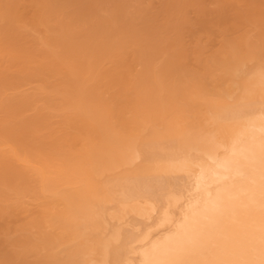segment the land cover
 <instances>
[{
    "label": "bare ground",
    "instance_id": "1",
    "mask_svg": "<svg viewBox=\"0 0 264 264\" xmlns=\"http://www.w3.org/2000/svg\"><path fill=\"white\" fill-rule=\"evenodd\" d=\"M157 1L162 8L160 12L168 16L173 14L176 17L178 14L175 12L180 13L186 8L180 0ZM53 2L0 0V149L11 152L19 165L29 166L28 170H33L30 168L33 166L39 182V195L34 200L22 189L19 190L20 185L7 187V196L0 198V264H264V0H214L219 7L215 9L217 12L228 8L234 10L230 15L232 18L226 19L232 21L228 26L230 30H226V34L231 32V37L225 36V30V37H220L221 28H208L213 36L218 31L219 49L216 50V47V51L209 52V48V53H204L197 52L196 47L197 53L193 55L198 60L194 64L182 60L175 64L179 69L182 65L184 71L196 67L206 72L203 77H194L188 85L180 84L184 79L179 83L174 77L176 73V76L181 73L173 72L172 69L177 68L174 65L177 58L170 60L172 55L168 51L164 53L167 58H161V61L156 59L158 63L152 61L149 64L151 59L146 63L149 68H145L139 57L128 56L124 51V42L113 43L114 39L110 42L105 37L101 41L105 45L98 41L100 47L95 49L97 54L89 51V48L86 52L78 48V55L84 61V71L80 68L81 73L88 80L74 89L70 78H75L76 65L59 59L63 52L56 56L57 51L53 47V43L58 42L54 38L57 39V23L63 14L61 8L54 7L56 3ZM204 2L210 6V2ZM112 5L114 7H109L111 9L104 8L110 12H104L108 14L104 15L103 26L108 27L105 31L116 34L117 28L123 27L121 25L115 29L120 25L118 23L123 13L119 6ZM154 8L157 7L150 2L145 10L151 15ZM132 13H124L127 22L131 19L129 23H124L129 25L128 28L132 27L131 21L135 17ZM222 13L218 15L220 19L224 18ZM139 17L145 18L143 15ZM77 19L79 22L80 19ZM75 22H72L73 25ZM202 33L206 34L205 30ZM128 34L131 35L130 32ZM75 35L80 42L84 39L82 32ZM129 35H126L127 38ZM31 36L38 40L47 58L54 55L60 60L58 63L67 80L56 82L61 88H56L60 99H56L58 96H55L56 91L52 90L49 78L44 79L47 82L43 85L39 84L40 89L36 92H40L45 100L51 98L52 106H61H51L58 109L56 115L60 119L54 128L49 124L51 131L49 128L50 132L47 133L58 142L65 141V145H59L70 154L58 158L56 163L47 164L39 155L34 159L22 153L20 148L23 146L19 145L22 143V132L14 134L11 127L14 115L6 119L1 115L3 100L12 112V95H17L18 91L26 94L36 86L32 81L35 73H31V57L28 56V45L34 39L22 50L19 49L27 56L21 65L23 74L16 71L21 75L19 80L17 78L19 82L11 84L7 81L8 72L20 67L19 63L17 68L12 65L13 60L20 61L21 56V52L16 53L12 46L18 40L15 42L13 39L22 37L28 42ZM123 37L118 40L125 39ZM210 39L208 44H211ZM75 44L71 46V51L77 48ZM60 50L63 51L62 48ZM33 52L36 57L37 52ZM92 52L107 56V60L104 58L106 62L103 60L94 67L93 62L90 63V57L94 55ZM66 55L69 56V53ZM142 66L154 74L151 85L154 89L141 86V75L137 70H141ZM167 69L171 72L168 73ZM167 73H173V78ZM29 74L33 75L32 79ZM43 74L35 76L39 78ZM3 80H6L5 83ZM87 84L91 85L86 87ZM92 91L97 93L96 96ZM7 96L8 102L4 99ZM26 200L34 202L39 212L33 215L26 206L23 209L20 206L21 210H18V202L25 204Z\"/></svg>",
    "mask_w": 264,
    "mask_h": 264
},
{
    "label": "rangeland",
    "instance_id": "2",
    "mask_svg": "<svg viewBox=\"0 0 264 264\" xmlns=\"http://www.w3.org/2000/svg\"><path fill=\"white\" fill-rule=\"evenodd\" d=\"M67 1V2H66ZM76 1V2H75ZM100 1L102 2V3H105V4H103L102 5V3H100ZM100 1H98V0H54V2H53V4L54 3H56L55 5H54V7H56V8H61V10L60 11H62L61 13H63L62 14V18H61V20H59L58 21V23H57V25L59 26V27H63V29L62 28H60L59 29V27L57 26V30L58 31H56V38L58 39H55L54 38V40H56V41H58V42H55V41H53V42H55V43H53V47H54V49L57 51V52H55L56 54V56L58 55V53H62L63 55H59V59L60 58H62L61 60H67L66 62L68 63H71V62H74L75 63V65H76V70H77V72H76V74H75V78H70V84L72 83V88L74 89V88H77V86H78V84H82L83 82H86L87 80H88V78H87V76L85 75V76H83V73H81V72H83L84 70L82 69V66H84L83 65V59L78 55V48H79V50H81V48H82V50H84L85 52L86 51H88V48H89V51H95V53L97 54V52H96V50H98L99 49V45H98V41H99V43L106 37L107 38V40L109 39L110 40V42H112L113 41V39H114V41H113V43L114 42H117V41H122V42H124L123 43V45H124V48H125V52L128 54V56L130 55V58L132 57V55L134 56V55H136L137 56V58H138V60H140L141 61V63H142V65H144L145 66V68H149V65H147L148 63V61L149 60H151V62H149V64L150 63H152V61L153 62H155V63H158V61L157 60H160L161 61V58H167L166 57V55L164 54L166 51H168L169 53V55L171 54L172 56H171V59L170 60H174L175 61V59L177 60L175 63H174V65L175 64H178V63H180V62H182V61H189L188 63H191V65L192 64H194L195 63V61L196 60H198L197 59V57L196 56H194L193 55V53H197V52H204V53H209V52H213V51H216V50H218L219 48L217 47V45H219V47H220V42L218 43V41L220 40H218V38H220V37H222L223 35H225L226 34V30H230L229 28H228V26L229 25H231V22L232 21H226V19L228 20V19H230V18H232V16H230V15H232V13L234 12V10H232L231 8H228V9H226V10H223V11H219L220 13H222V17H224L223 19L221 18H219V12H217L216 10L219 8L218 7V4L216 3V2H214V0H212L213 2H214V4H213V2L211 1V0H204V1H207V2H210V6H209V4L208 3H205L204 1H202V0H180V3H182L184 6H186V8L184 9V8H181V9H184L185 11H180V13H176L175 12V14H178V16H176V17H174V15L172 14H169V16L168 15H164V14H162L161 12H160V10H162V8L160 7V5H159V2L157 1V0H100ZM106 1V2H105ZM108 1V2H107ZM110 1V2H109ZM121 3H120V2ZM148 1V2H147ZM179 1V0H178ZM198 1V2H197ZM58 2V3H57ZM64 2V3H63ZM97 2V3H96ZM114 2V3H113ZM117 2H119V4L117 3ZM150 2H153L154 3V6L155 7H157V8H154L155 10H152V12H150V14L151 15H148L147 13H148V10H145L146 9V6L147 5H149V3ZM61 3V4H60ZM66 3V4H65ZM93 3H95V4H93ZM108 3V4H107ZM115 3H117V5L115 4ZM143 3H144V5H143ZM190 3H192V4H189ZM57 4H59V5H57ZM93 4V5H92ZM99 4V5H98ZM112 4H114L115 6H119V8L121 9V13H123L122 15H121V17H120V21H119V23L118 24H120L119 26L117 25L116 27H115V29L117 28V27H121V25L123 26V27H121V29H119V28H117V31H116V34H114L113 33V31H105L108 27L107 26H103L104 24H103V22H105L104 21V19H105V17H104V15L106 16L110 11L108 10V9H111L112 8ZM206 4H208V5H206ZM66 5V6H65ZM68 5V6H67ZM74 5V6H73ZM95 5V7H93ZM97 5V6H96ZM131 5V6H130ZM136 5V6H135ZM143 5V6H142ZM188 5V6H187ZM58 6V7H57ZM60 6V7H59ZM85 8H84V7ZM99 6H101L99 9H97ZM104 6V7H103ZM204 6H206V8H203ZM70 7V8H69ZM90 7H92V8H90ZM109 7H111V8H109ZM114 7V6H113ZM197 7V8H196ZM209 8V10H208V8ZM217 7V8H216ZM65 8H68V9H66L67 10V12H66V10H64ZM74 8V9H73ZM78 8H80V9H78ZM84 8V9H83ZM95 8V9H94ZM104 8H108L106 11H108V13L106 14V13H104V12H106L105 11V9ZM177 9L178 8H180V7H176ZM188 8V9H187ZM83 9V10H82ZM89 10V9H91V10H89V11H86V10ZM93 9V10H92ZM104 10L103 12H101L102 10ZM140 9V10H139ZM141 9H142V11H141ZM177 9H175L174 11H179V10H177ZM202 9H204L203 11H202ZM216 9V10H215ZM99 10V11H98ZM136 10V11H135ZM138 10V11H137ZM144 10V11H143ZM200 10V11H199ZM216 11V12H213V11ZM90 11H92V12H90ZM126 11H129L130 13H132V11H133V13L131 14V15H135V20H134V18H132V21H131V25L130 26H132V27H130V28H128L129 27V25H127V24H125L124 25V23H129V21L131 20V19H128V22L126 21V15H124V13L126 12ZM135 11V12H134ZM140 11H141V13H140ZM210 11V12H209ZM78 12H79V14H78ZM81 12V13H80ZM89 12V13H88ZM101 12V13H100ZM143 12H145V13H143ZM74 13H76V14H74ZM84 15H83V14ZM104 13V14H103ZM174 13V12H173ZM185 13V14H184ZM216 15H215V14ZM67 14V15H66ZM89 16H88V15ZM94 16V14H95V17H93V19L91 18L92 17V15ZM98 14H100V15H98ZM136 14H137V16H136ZM182 14H184L183 16H181ZM66 15V16H65ZM70 15H73V16H70ZM81 15V17H82V15H83V17L81 18V17H79ZM86 15V16H85ZM90 15H91V17H90ZM103 15V16H102ZM142 16L143 15V17H145V18H140L139 16ZM219 15V16H218ZM227 15V16H226ZM68 16V17H67ZM70 16V17H69ZM88 16V18L87 19H83V18H86ZM150 16V17H149ZM171 16V17H170ZM180 16V17H179ZM188 16V17H187ZM230 16V17H229ZM66 17V18H65ZM74 17H75V19H74ZM89 17H90V19L91 20H89ZM98 17V18H97ZM139 17V18H138ZM186 17V18H185ZM197 17H199V18H197ZM70 18V19H69ZM72 18H73V20H72ZM77 18H81L83 21H85L86 23H82L83 21L80 19L79 20V22H78V19ZM95 18V19H94ZM97 18V19H96ZM148 18V19H147ZM149 18H150V20H149ZM154 18V19H153ZM173 18V19H172ZM180 18V19H179ZM191 18V19H190ZM204 18V19H203ZM64 19H66V20H64ZM99 19L101 20V19H103V20H101L99 23H98V21H99ZM123 19H124V22H123ZM137 19V20H136ZM141 21H140V20ZM168 19V20H167ZM190 19V20H189ZM217 19V20H216ZM69 20H70V22H69ZM72 20V21H71ZM77 20V22H75ZM89 20V21H88ZM92 20H93V24L91 23L92 22ZM94 20H96V23H94L95 21ZM134 20V21H133ZM140 21V23H138L139 21ZM185 20V21H184ZM198 20V21H197ZM232 20V19H231ZM87 21H88V23H87ZM137 22V24H136V22ZM145 21H146V23L147 24H145ZM170 21H171V23H170ZM203 21H204V23H203ZM72 23V22H75L74 23V25H73V23L71 24V26H69L70 24L69 23ZM123 23V24H121V23ZM142 22V23H141ZM189 22V23H188ZM199 22V23H198ZM65 23V24H64ZM67 23H68V25H67ZM78 23V24H77ZM92 25H91V24ZM98 23V24H97ZM101 23V24H100ZM133 23V24H132ZM135 23V24H134ZM155 25H154V24ZM169 23V24H168ZM194 23H195V25H194ZM206 23V24H205ZM215 23H216V25H215ZM221 23V24H220ZM63 24L64 25H67V27H66V29H65V27L63 26ZM88 24V25H87ZM100 24V25H99ZM150 24V25H149ZM255 24H256V22H254L253 23V26H255ZM261 24V23H260ZM61 25V26H60ZM81 25H83V26H81ZM90 25V26H89ZM106 25V24H105ZM134 25H136V26H134ZM199 25H201L200 27H199ZM211 25V26H210ZM214 25L216 26V27H214ZM222 25V26H221ZM227 25V26H226ZM76 26V27H75ZM101 26V27H100ZM126 26V27H125ZM141 26V27H140ZM149 26V27H148ZM150 26H152V27H150ZM196 26V27H195ZM253 26H251V28L253 29ZM70 27V28H69ZM73 27H74V29H73ZM79 29H78V28ZM88 27H90L89 29H88ZM91 27H95V29H92L91 30ZM133 27H134V29H135V31H134V29H133ZM185 27H187V28H185ZM191 27V28H190ZM211 27H213L214 29H216V28H221V29H219V30H223L222 32L221 31H219V32H221L222 33V35H221V33H220V37H218L217 35H216V32H218V31H215V34H214V36H213V34L211 33L212 31H210L209 32V29L208 28H211ZM223 27V28H222ZM260 27H262V26H260ZM76 28V29H75ZM83 28V29H82ZM124 28V29H123ZM184 28V29H183ZM80 29H82V30H80ZM86 29V30H85ZM99 29H101V31H98ZM118 29H119V31H118ZM131 29V31H129ZM198 29V30H197ZM208 29V30H207ZM66 30V31H65ZM69 30H71V31H69ZM72 30H74L73 32H72ZM85 30V31H84ZM182 30H184V32L186 33V35H185V33L182 31ZM190 30V31H189ZM205 30V32H206V34L205 33H202L203 31ZM224 30H225V34L223 33L224 32ZM60 31H62V32H60ZM91 31V32H90ZM95 31V32H94ZM98 31V32H97ZM123 31H124V33H129L130 32V34L131 35H134L133 37L131 36V35H129L128 33L126 34V35H129L128 36V38H127V36L123 33ZM138 31V32H137ZM154 31V32H153ZM189 31V32H188ZM58 32H60V33H58ZM67 32H69V33H67ZM77 34V33H81L82 32V34L84 33V35H86V37L83 35V38L84 39H81V42H80V39H78V40H76L77 38H76V36L77 35H75V33ZM136 32H137V34H136ZM211 33V34H209V33ZM214 32V31H213ZM70 33H73V34H70ZM86 33H88V35L86 34ZM97 34V36H96V34ZM113 35H112V34ZM134 33V34H133ZM155 33V34H154ZM162 33V34H161ZM208 33V34H207ZM229 33H231L230 31H229ZM229 33H227L225 36L226 37H231L230 36V34ZM70 34V37L68 36ZM90 34V35H89ZM103 34H104V36H103ZM110 34V35H109ZM120 34V35H119ZM136 34V35H135ZM139 34H141V36L139 35ZM201 34H204L203 35V37H201ZM59 35V36H58ZM62 37H61V36ZM73 35H75V37L73 36ZM93 36V38H92V36ZM95 35V36H94ZM101 36L102 35V37H99V36ZM116 35V36H115ZM125 35V36H124ZM206 35V36H205ZM209 35L210 36H212L211 37V39L209 38ZM227 35H229V36H227ZM232 35V34H231ZM68 36V37H67ZM109 36H111V38L109 37ZM114 36V37H113ZM125 37V39H122V40H118V39H121V37ZM175 36V37H174ZM225 36H223V37H225ZM233 36V35H232ZM32 37V38H31ZM31 37H29V39H27L28 40V42L27 41H25V40H23V38L22 37H19V38H14L13 39V41L15 40V42L16 43H14V45H12L13 46V48H14V50L16 51V53H20L21 51L20 50H22L23 48H24V45H28L27 43H29L30 42V40H33V41H37L38 42V40H35L36 38L35 37H33V36H31ZM59 37L62 39V40H64V41H62V40H60L59 39ZM95 37V38H94ZM96 37H97V39H96ZM109 37V38H108ZM117 37V38H116ZM123 37V38H124ZM135 37V38H134ZM136 37H137V39H136ZM140 37V38H139ZM186 37H188L189 39H187ZM68 39L67 41H66V39ZM73 38V39H72ZM75 38V39H74ZM103 38V39H102ZM133 38H134V40H133ZM217 38V39H216ZM127 39H129L128 41H127ZM143 39V40H142ZM197 41H196V40ZM211 40V44H208L210 41H208V40ZM87 42H86V41ZM95 40V41H94ZM97 40V41H96ZM124 40V41H123ZM154 40V41H153ZM218 40V41H217ZM33 41H31L32 43H30L29 45H28V48H29V55L28 56H30L31 58L29 59V57H28V59H29V63H30V67H32L31 69L33 70L34 68L36 69H34L33 71L31 70V73L33 74V73H35V75H39V74H43V73H45V74H48V75H44L43 74V76H39V78L38 77H36L35 75H34V77H33V75L31 76V74H29V76H30V79H32L31 77H33V80L32 81H34L33 82V84H35L36 86L35 87H33V89L32 90H35V91H30V92H28V93H26V94H21V93H24V92H22V91H18V92H16L17 93V95H12V102H11V104H12V106L14 107L13 108V110H12V112L11 111H9L8 110V103H5V100H3V102H2V106H3V110H1L2 112H1V115H2V117L4 118V119H6V118H8V117H11V116H13L12 117V125H11V127H12V130L14 131V134H15V132H17L18 131V134H20V132H22L21 134H22V136L20 137V138H22V140H20V142H22V143H20L19 145L20 146H23L22 148H20V150H21V152L23 151V152H25L24 154H26L28 157H32V158H34V159H37V158H39V156H41V157H43V159H45V161L47 162V164L48 163H52V162H54V163H56V161H57V159L58 158H63L64 156H69V154L70 153H67V151L65 150V149H63V147L62 146H60L59 144H63V143H66L65 141L63 142V140L61 141V142H58V140L57 139H55L53 136H51L50 134H48L50 131H51V128H54L53 126H55L56 125V122L58 121V119H60V116H58L57 117V115L56 114H58V109H55V108H57V107H61L59 104L57 105L56 104V106L57 107H55L54 106V104H53V106H52V102H51V98H46V100H45V97L43 96L42 97V95L41 94H39V93H36L37 91H39V89H40V86L41 85H43L45 82H47L46 80H44V79H47V78H49L48 79V81L50 82L49 84L51 85V87H52V90L55 92V96H58V97H56V99H60V94H59V90H61V88L58 86V85H56V82L57 81H61V82H66L67 80L66 79H64L65 78V75H64V71H63V69H62V67H60V65L61 64H59L58 63V61H60L58 58L56 59V56H54L53 55V57L52 56H50L49 54V58H47V56H46V52L43 50V48L41 49V45H40V43H39V45H38V43L37 42H33ZM71 41H73V42H71ZM106 41V40H105ZM127 41V42H126ZM140 41H142V42H140ZM153 41V42H152ZM171 41V42H170ZM20 42H22V43H20ZM59 42H61V43H59ZM62 42L64 43V44H62ZM79 42H80V44H79ZM85 42V43H84ZM90 42H91V44H90ZM107 42V41H106ZM188 42H191V44H192V47H191V44L190 43H188ZM205 42H207V43H205ZM214 42V43H213ZM217 42V43H216ZM24 43V44H23ZM26 43V44H25ZM68 44V45H66V44ZM76 43V44H75ZM82 43H84V45H81ZM92 43H93V45H92ZM101 43H104V42H101ZM109 43V42H108ZM128 43H130V44H128ZM180 43V44H179ZM185 44V45H182V44ZM188 43V44H187ZM201 43V44H200ZM205 43V44H204ZM55 44L57 45V46H55ZM59 44V45H58ZM60 44H61V46H60ZM73 44H75V45H77V48H75V50H73V48H72V51H71V46L73 45ZM79 44V45H78ZM107 44V43H106ZM122 44V43H121ZM132 44V45H131ZM186 44H187V46H186ZM199 44V45H198ZM21 45L23 46V47H21ZM33 45H36V47H37V49H36V47H34ZM62 45H63V47H62ZM65 45V46H64ZM92 45V46H91ZM95 45H97V46H95ZM104 45H105V43H104ZM103 45V46H104ZM118 45H120V43L118 44ZM126 45H128V47L126 46ZM131 45V46H130ZM133 45H134V47H133ZM202 45V46H201ZM216 45V46H215ZM12 46H10V47H12ZM17 48H16V47ZM31 46V47H30ZM60 48H59V47ZM66 46H68V47H66ZM83 46V47H82ZM88 46V47H87ZM96 48H95V47ZM130 46V47H129ZM188 48H186V47ZM189 46V47H188ZM199 46V47H198ZM209 46V47H208ZM34 47V48H33ZM56 47V48H55ZM107 47H108V45H107ZM106 47V48H107ZM110 47V46H109ZM116 47H118V46H116ZM132 47V48H131ZM152 47V48H151ZM168 47H171V48H168ZM183 47V48H182ZM196 47H197V49H198V51H197V49H196ZM205 47V48H204ZM216 47H217V49H216ZM39 48H40V50H39ZM63 49V51L62 50H60V49ZM64 48H65V50H64ZM84 48V49H83ZM93 48V49H92ZM120 48V47H119ZM131 48V49H130ZM135 48V49H134ZM186 48V49H185ZM189 48H190V52H189ZM199 48H202V49H200L199 50ZM209 48H211L210 50H209V52L207 51ZM20 49V50H19ZM77 49V50H76ZM96 49V50H95ZM155 49V50H154ZM158 49V50H157ZM170 49H172V52L170 53ZM193 49V50H192ZM216 49V50H215ZM32 50V51H31ZM119 50V49H118ZM133 50H135V51H133ZM151 50V51H150ZM33 51H35V52H37L36 53V57H35V53L33 52ZM39 51H42V52H39ZM59 51V52H58ZM64 51H66V53H69V56L68 55H66V53L64 52ZM77 51V52H76ZM115 51V50H114ZM123 51V50H122ZM131 51H133V52H131ZM136 51H137V53H136ZM159 53H157V52ZM195 51H197V52H195ZM73 52V53H72ZM92 52V53H93ZM105 52V51H104ZM130 52V53H129ZM153 52V53H152ZM23 53V54H22ZM33 53V54H32ZM45 55H44V54ZM95 53H93L94 55H95ZM107 53V52H106ZM125 53V54H126ZM134 53V54H133ZM190 53V54H189ZM40 54V55H39ZM42 54V55H41ZM74 54V55H73ZM80 54V53H79ZM108 54V53H107ZM141 54V55H140ZM153 54V55H152ZM173 54H174V56H173ZM185 54V55H184ZM21 55V56H20ZM33 55V56H32ZM75 55H77L76 57H74ZM92 56V57H90L91 59V61H90V63H92L93 62V66H94V64H98V63H100V62H103V60H104V58L106 59L107 58V56H101V55H95V56ZM105 55V54H104ZM152 55V56H151ZM156 55V56H155ZM168 55V56H169ZM206 55H208V54H206ZM19 56H20V61H17V60H13V62H12V65L14 64L15 65V68H17L18 66H17V63H19V65H20V67L19 68H17V70L16 69H13V70H10V72H8V74H7V81H8V83L10 82L11 84L12 83H17V82H19L18 80L20 79V77H21V75L23 74L22 73V70H21V65L23 64V62H24V59H25V57H27V56H25V52H21L20 54H19ZM40 56V57H39ZM43 56V57H42ZM70 56H71V58H70ZM150 56H151V58H150ZM159 56V57H158ZM165 56V57H164ZM24 57V58H23ZM38 57V58H37ZM50 57H52V59L50 58ZM64 57H65V59H64ZM67 57V58H66ZM96 57V58H95ZM101 57V58H100ZM126 57H127V55H126ZM155 57V58H154ZM172 57H173V59H172ZM185 57V58H184ZM194 57V58H193ZM33 58H35V59H33ZM42 59L41 61H39L40 59ZM46 58V60H44L43 61V59H45ZM73 58H74V60H73ZM128 58L129 57H127V60H128ZM160 58V59H159ZM22 59V60H21ZM31 59H33V60H31ZM49 61H48V60ZM55 59V60H54ZM69 59V60H68ZM72 59V60H71ZM100 59V60H99ZM157 59V60H156ZM163 59V60H164ZM179 59V60H178ZM184 59H186V60H184ZM53 60V61H52ZM107 60V59H106ZM182 60V61H181ZM23 61V62H22ZM31 61V62H30ZM36 61H37V64H36V66H35V63H36ZM45 62V64L43 63V62ZM52 61V62H51ZM55 61H56V63H55ZM80 61V62H79ZM82 61V62H81ZM95 61H96V63H95ZM105 61V60H104ZM129 61H130V59H129ZM157 61V62H156ZM178 61H180V62H178ZM33 62V63H32ZM38 62H40V63H38ZM47 62H51V64H49V63H47ZM106 62V61H105ZM104 62V63H105ZM193 62V63H192ZM43 63V64H42ZM147 63V64H146ZM32 64H34V66H32ZM49 64V65H48ZM79 64H82V65H79ZM154 64V63H153ZM153 64H152V68L151 69H153ZM182 64V63H181ZM183 64H187V63H183ZM40 65V67H38V66ZM44 65V66H43ZM17 66V67H16ZM46 66H47V68H46ZM48 66H50V67H48ZM58 68H57V67ZM144 66H142V68H141V70H137V72L139 73V75H141L140 76V84H143V85H141L143 88H146V87H150L151 89L153 88L152 86H153V80L155 79L153 76H154V74H152V72H151V70H148V69H143V67ZM148 66V67H147ZM177 68L176 69H178V71L176 70V69H172L173 70V72H174V70H175V72H178V73H181V75L180 74H178L177 76H176V74L174 75V77L176 78V80H178V82L180 83V80L182 81L183 79V82H181L180 84H182V85H188L190 82H191V80L194 78V77H203V76H205V73L206 72H204V70H202V69H195V68H193L192 67V70L191 69H189V70H182V65H181V69H179L178 68V66L177 65H175ZM179 66H180V64H179ZM37 67H38V69H37ZM52 67V68H51ZM54 67V68H53ZM77 67H78V69H77ZM95 67V66H94ZM43 70H41V69ZM46 68V69H45ZM60 68V69H59ZM83 70H81V69ZM172 68H173V66H172ZM46 71H45V70ZM140 69V68H139ZM194 69V70H193ZM40 70V71H39ZM81 70V71H80ZM147 72H146V71ZM170 69H167V71H169ZM181 70V71H180ZM13 71V72H12ZM16 71H18V73H20L21 72V75H19ZM20 71V72H19ZM35 71V72H34ZM37 71V72H36ZM58 71V72H57ZM161 71H163V70H161ZM166 71V72H167ZM203 71V72H202ZM38 72H40V73H38ZM63 72V73H62ZM151 72V73H150ZM171 71H169L168 73H170ZM183 72H184V74H183ZM187 72H188V74H187ZM193 72V73H192ZM195 72V73H194ZM198 72V73H197ZM168 73H167V75H168ZM202 73V74H201ZM78 74V75H77ZM163 74V73H162ZM164 74H165V72H164ZM19 75V76H18ZM59 75V76H58ZM80 75V76H79ZM82 75V76H81ZM153 75V76H152ZM166 75V76H167ZM173 73H171V74H169L168 76L169 77H172L173 78ZM183 75V76H182ZM45 76V77H44ZM144 76V77H143ZM152 76V77H151ZM162 76H164V75H162ZM179 76V77H178ZM10 77V78H9ZM19 77V78H18ZM51 77V78H50ZM86 79H85V78ZM12 78V79H11ZM17 78H18V80H17ZM59 78V79H58ZM62 78V79H61ZM154 78V79H153ZM164 78V77H163ZM174 78V79H175ZM179 78H181V79H179ZM38 79H40V80H38ZM53 79H54V82H53ZM83 79H85V80H83ZM13 80V81H12ZM41 80H42V82H41ZM64 80H66V81H64ZM169 80H170V78H169ZM4 81V82H3ZM2 82L3 83H5V81L6 80H3ZM37 81V82H36ZM40 81V82H39ZM44 81V82H43ZM77 81V82H76ZM81 81V82H80ZM165 81H167L166 80V78H165ZM171 81V80H170ZM79 82V83H78ZM155 82V81H154ZM168 82V81H167ZM41 83V85H39ZM156 83V82H155ZM38 84V85H37ZM67 84V83H66ZM91 84H87L86 85V87L87 86H90ZM145 85V86H144ZM152 85V86H151ZM37 86H39V87H37ZM65 86V85H64ZM156 86V85H155ZM62 87V86H61ZM36 88H38V89H36ZM56 88H58V89H56ZM156 88V87H155ZM88 89H90V88H88ZM154 89V88H153ZM87 90V89H86ZM149 90V89H148ZM90 91V90H89ZM94 91V90H93ZM91 92L92 94L94 93V92H96V90L94 91V92ZM19 92H21V93H19ZM62 92V91H61ZM15 93V94H16ZM18 93H19V95H18ZM31 93H32V95H31ZM33 93H36V94H33ZM56 93H57V95H56ZM145 93V92H144ZM143 93V94H144ZM147 93V92H146ZM145 93V94H146ZM95 94H97V93H94L93 95H95ZM27 95V96H26ZM38 95V96H37ZM92 95V96H93ZM24 96V97H23ZM35 96V97H34ZM96 96V95H95ZM95 96H93L94 98H95ZM30 98V99H29ZM4 99H7L6 100V102H8V96H7V98H4ZM36 99V100H35ZM31 100V102H29ZM41 100V101H40ZM44 102H43V101ZM51 102H49V101ZM48 101V102H47ZM18 102V103H17ZM35 102V103H34ZM54 102V101H53ZM59 102V101H58ZM13 103H15V104H13ZM20 103V104H19ZM33 103V104H32ZM56 103H57V101H56ZM42 104H43V106H42ZM45 104V105H44ZM47 105V106H46ZM7 106V107H6ZM48 108V109H46V107ZM51 106L52 107H55V108H51ZM18 108L17 110H16V108ZM25 107V108H24ZM34 108V109H33ZM6 109H7V111H6ZM27 109V111H25ZM41 109V110H40ZM51 109V110H50ZM24 110V111H23ZM32 110V111H31ZM48 110V111H47ZM60 110V109H59ZM17 111V112H16ZM21 111V112H20ZM31 111V112H30ZM42 111V112H41ZM6 112H8V113H6ZM25 112H27V114L25 113ZM45 112V113H44ZM47 112L49 113V115L47 114ZM61 112V111H60ZM19 113V114H18ZM25 114V115H24ZM47 114V115H46ZM19 115V116H18ZM45 115H46V117H45ZM52 115V116H51ZM42 116V117H41ZM14 117H16V119H18L19 117H20V119L22 120H20V119H18L17 121H19V122H17V121H15L16 119L14 118ZM23 117V118H22ZM44 117H45V120L47 119L48 121L46 122L45 120H44ZM55 118V119H54ZM57 119V120H56ZM32 120V121H31ZM40 120V121H39ZM52 120V121H51ZM54 120H56L55 122H54ZM25 121V122H24ZM38 121V122H37ZM44 121H45V123H44ZM24 122V123H23ZM51 122L53 123V124H51ZM36 124V125H35ZM41 124H43V127L45 128L46 126V129H44L43 127H42V125ZM44 124H45V126H44ZM47 124V125H46ZM49 124H50V127H48L49 126ZM39 125V126H38ZM32 126V127H31ZM35 126V127H34ZM41 126V127H40ZM50 128V129H49ZM41 129V130H40ZM44 129V130H43ZM50 131H49V130ZM21 130V131H20ZM40 130V131H39ZM30 131H31V133H30ZM28 132V133H27ZM36 132H38V133H36ZM41 132V133H40ZM48 132V133H47ZM47 135H46V134ZM39 134V135H38ZM42 134H44V135H42ZM24 135V136H23ZM48 136V137H47ZM30 137V138H29ZM45 137V138H44ZM28 138V139H27ZM32 138V139H31ZM51 139V140H50ZM24 140V141H23ZM31 141V142H30ZM48 141V142H47ZM24 142V143H23ZM45 142V143H44ZM43 146H42V145ZM47 144V145H46ZM63 145H65V144H63ZM34 146V147H33ZM42 146V147H41ZM48 146H50V148L48 147ZM56 146V147H55ZM47 147V148H46ZM51 147H53V148H51ZM58 147V148H57ZM34 149L35 150V152H34V150H32V149ZM44 148V149H43ZM23 149V150H22ZM24 149L27 151H24ZM28 149V150H27ZM29 149H30V151H29ZM50 149V150H49ZM61 149V150H60ZM40 150H42V151H40ZM48 150V151H47ZM57 150V151H56ZM7 151V150H6ZM6 151L4 152V150L3 149H0V198L2 197H4V195H6V194H8V192L6 191L7 190V187H10V186H12V188H14V187H16V186H19L20 185V187H18V188H20L19 190H23V192H26L27 194H28V196H29V198L31 199V200H34V199H36V197H38V195H39V190H38V188H39V182H38V176L36 175V173H35V169L33 168V166H31L30 168H32L33 170H31V169H29L28 170V168H29V166H28V168H27V166H23L22 164L21 165H19L17 162H16V160H15V158L13 157V155H12V153L11 152H9V151H7V153H6ZM53 151V152H52ZM62 151V152H61ZM22 152V153H23ZM28 152H30L29 154H28ZM34 152V153H33ZM45 152H46V155H45ZM47 152H49L48 154H47ZM61 152V153H60ZM9 153V154H8ZM36 153V154H35ZM38 153H40V154H38ZM34 156H33V155ZM53 156H52V155ZM5 156V158H4V156ZM39 155V156H38ZM43 155V156H42ZM61 155V156H60ZM2 156V157H1ZM7 156V157H6ZM46 158H45V157ZM63 156V157H62ZM14 158V159H13ZM50 158V159H49ZM3 159V160H2ZM29 159H31V158H29ZM48 160V161H47ZM51 162H50V161ZM55 160V161H54ZM14 163V164H13ZM7 169V170H6ZM10 169V170H9ZM3 170H6V171H3ZM35 170V171H34ZM8 171V172H7ZM21 171V172H20ZM32 171V172H31ZM12 172H13V174H12ZM29 173H30V175H29ZM4 174V175H3ZM10 174V175H9ZM35 174V175H34ZM8 176V177H7ZM26 178V179H24V177ZM33 176V177H32ZM2 177L4 178V179H2ZM37 177V178H36ZM8 180H7V179ZM14 178V179H13ZM23 179H24V181H23ZM10 180V181H9ZM13 180V181H12ZM15 180V181H14ZM11 183V184H10ZM24 184V185H23ZM35 184V185H34ZM5 187H4V186ZM22 185V186H21ZM23 187V188H22ZM6 189V190H5ZM26 189V191H24ZM32 189H34V190H32ZM6 191V192H3V191ZM21 190V191H22ZM33 192H32V191ZM4 193V194H3ZM7 196V195H6ZM34 198V199H33ZM30 200V202L29 201H27L26 200V202H25V204L24 203H21V202H18V210H21V209H23L24 208V206H26V208H28L29 210H30V212L34 215V214H36V213H38L39 212V210L37 209V207L36 206H34V202H32ZM27 203V204H26ZM33 203V204H32ZM22 204V205H21ZM31 205V206H30ZM20 206H21V209H20ZM34 206V207H33ZM33 207V208H32ZM36 207V208H35ZM34 210V211H33ZM37 211V212H36ZM5 262H8V260H6Z\"/></svg>",
    "mask_w": 264,
    "mask_h": 264
}]
</instances>
